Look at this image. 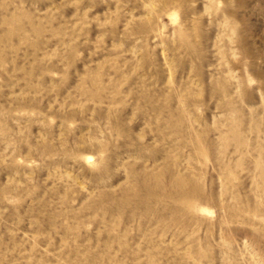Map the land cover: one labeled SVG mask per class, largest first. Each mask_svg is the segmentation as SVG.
I'll return each instance as SVG.
<instances>
[{
	"label": "rangeland",
	"instance_id": "obj_1",
	"mask_svg": "<svg viewBox=\"0 0 264 264\" xmlns=\"http://www.w3.org/2000/svg\"><path fill=\"white\" fill-rule=\"evenodd\" d=\"M0 264H264V0H0Z\"/></svg>",
	"mask_w": 264,
	"mask_h": 264
}]
</instances>
